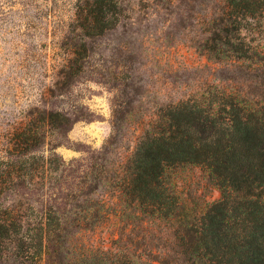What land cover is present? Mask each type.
Instances as JSON below:
<instances>
[{"label":"rangeland","instance_id":"obj_1","mask_svg":"<svg viewBox=\"0 0 264 264\" xmlns=\"http://www.w3.org/2000/svg\"><path fill=\"white\" fill-rule=\"evenodd\" d=\"M146 1L131 0L128 18L87 40L82 69L62 85L57 74L74 57L68 38L80 32L75 0H0V264L49 263L39 229L45 215L51 224L61 220L73 252L124 246L147 264L153 248L164 264H241L213 244L201 249L203 259L173 251L184 243L180 221L196 229L222 198L207 162L168 167L180 206L172 220L150 221L128 177L138 137L163 132L172 102L205 111L230 110L231 102L264 106V11L240 16L236 30L214 40L221 26L235 28L227 6L223 23L217 19L229 0ZM49 110L69 116L65 130L47 123ZM89 213L100 218L95 227H75L72 220ZM92 259L103 262L99 254Z\"/></svg>","mask_w":264,"mask_h":264},{"label":"trees","instance_id":"obj_2","mask_svg":"<svg viewBox=\"0 0 264 264\" xmlns=\"http://www.w3.org/2000/svg\"><path fill=\"white\" fill-rule=\"evenodd\" d=\"M130 2L75 0L77 9L73 24L80 32L68 38L74 57L67 59L55 84L68 83L82 69L89 49L86 41L109 33L120 24L121 18H128ZM139 5L146 6L149 2L139 0ZM226 6L230 11V25L235 28L221 26L215 32L214 40L218 39L217 35H228L236 30L240 16L255 19L262 15L264 0H229V5L225 3L221 7L223 12L217 18L220 23L224 21ZM230 105V110L226 106H211L205 111L185 100L172 102L169 105L170 122L163 132L153 128L138 137L130 159L132 171L128 183L132 184L131 193L138 194L142 203H146L144 212L150 221L156 218L172 220L179 214L180 206L167 184L168 167L176 163L207 162L211 175L224 189L222 198L211 205L196 229L193 224L180 221L177 230L184 243L173 251L184 257L193 255L203 259L201 249L213 248V244L214 252L218 249L224 251V255L231 253L241 264H264V106L242 110L232 102ZM223 114L233 117L226 119ZM46 121L52 128L63 130L71 122L68 115L53 110L47 113ZM203 132L204 136L200 135ZM97 217L95 213L83 214L72 222L79 230L87 229L95 227L100 221ZM26 219L24 214L17 219L21 233L27 225ZM47 219L46 215L41 217L39 229L43 232V241L48 244V252L50 250L48 264H137L132 260L131 250L124 246L113 250L86 246L85 250L76 249H80L79 253L73 252L66 246L70 232L59 233L65 230L61 220L51 224ZM24 252L21 246L20 255L24 256ZM162 253L150 248L147 264H155V261L164 264ZM98 254L102 255L103 262L91 260Z\"/></svg>","mask_w":264,"mask_h":264}]
</instances>
